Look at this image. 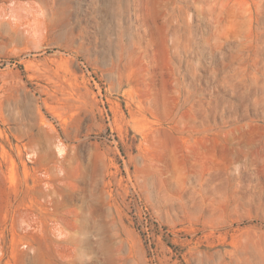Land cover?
Returning <instances> with one entry per match:
<instances>
[{"label":"rangeland","instance_id":"374dc122","mask_svg":"<svg viewBox=\"0 0 264 264\" xmlns=\"http://www.w3.org/2000/svg\"><path fill=\"white\" fill-rule=\"evenodd\" d=\"M0 264H264V0H0Z\"/></svg>","mask_w":264,"mask_h":264}]
</instances>
